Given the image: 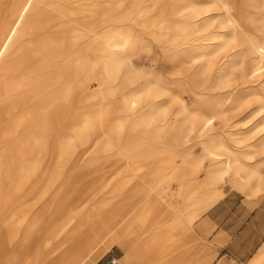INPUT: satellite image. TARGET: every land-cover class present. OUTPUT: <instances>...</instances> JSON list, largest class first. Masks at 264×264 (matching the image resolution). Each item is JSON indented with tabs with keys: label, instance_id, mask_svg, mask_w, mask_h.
Returning a JSON list of instances; mask_svg holds the SVG:
<instances>
[{
	"label": "bare ground",
	"instance_id": "6f19581e",
	"mask_svg": "<svg viewBox=\"0 0 264 264\" xmlns=\"http://www.w3.org/2000/svg\"><path fill=\"white\" fill-rule=\"evenodd\" d=\"M139 27L170 73L137 65ZM261 165L264 0H0V264H97L114 246L121 264H210L176 233L204 240L200 214L228 183L262 191Z\"/></svg>",
	"mask_w": 264,
	"mask_h": 264
},
{
	"label": "crops",
	"instance_id": "0c3cea01",
	"mask_svg": "<svg viewBox=\"0 0 264 264\" xmlns=\"http://www.w3.org/2000/svg\"><path fill=\"white\" fill-rule=\"evenodd\" d=\"M200 220L203 232L211 229L208 237L221 264H246L264 243V203L253 206L228 193Z\"/></svg>",
	"mask_w": 264,
	"mask_h": 264
},
{
	"label": "rangeland",
	"instance_id": "374dc122",
	"mask_svg": "<svg viewBox=\"0 0 264 264\" xmlns=\"http://www.w3.org/2000/svg\"><path fill=\"white\" fill-rule=\"evenodd\" d=\"M231 1L234 4V6H236L237 8L239 7L240 3L242 2V0H231ZM137 16H138L137 12H134L132 14V17L135 18V19L137 18ZM108 27H109V23H100L98 25L97 32L99 34L103 33L105 30L108 29ZM138 29L141 30L142 28L139 27ZM141 31H144V30L142 29ZM143 33H145L147 35V33L145 31ZM147 39H148L151 47L149 46V48L143 49L142 51L139 52L138 55L135 56V61H137L136 62L137 65L143 70H148V69L152 68V69H154L156 71H161V70H163L164 66L169 64L168 66H166L167 68H164V70H163L165 73H167V71L169 69H171V65H170V62L168 61V59H166L165 55H162V53L164 54L163 49H161V46H159L158 43L156 41H154L153 39H151V37H149L148 35H147ZM100 46H101V43H100ZM235 52H236V49H232L229 53L234 54ZM234 56H233L234 59L238 60L240 58V57H238V55H234ZM163 58H164V61H163ZM169 66H170V68H168ZM154 67L157 68L158 70L155 69ZM168 73H170V71H168ZM106 88H107L106 84H101L100 83V85L97 86L98 90L106 89ZM100 95L101 94L98 93L97 106H99V107L101 106V107H103V110H105L106 106L110 102L107 99L100 98L101 97ZM241 116H243V117L247 116L246 110L243 111L242 113H240L237 116V118H239ZM236 119H232L231 121H235ZM96 127L97 128L95 129V131L93 133V136H95V138L98 139L99 144H100L101 147L105 146L107 144V140L106 139H107L108 135L101 134V130H99L100 128L98 126H96ZM109 127H110L109 125L105 126L104 130H106V132L109 131ZM93 140H91L89 145L86 144L87 146H89V147H87V148H89L87 153H85V155H83V156H80V157L76 158V159L79 160L82 157L83 159L81 158V160H82V162L85 161L86 165H88L87 163L90 162L91 160L95 161L96 159L99 158V156H98L99 152H97V153L94 152V149L96 148V146H92L91 147V144H92ZM92 152L94 154H92ZM209 163H210V161L207 159V160H205L204 165L208 166ZM260 172H261L260 174L262 175V177H264V165H261ZM200 174H203V172H201ZM255 185H256V180L252 181V183H251L252 187L255 186ZM85 187H87V186H83L81 188H85ZM94 188H95L94 186L90 187V190H93ZM227 188L229 189V191H228L229 193H231L232 195L238 196V197H240L242 199H245L246 201L251 203V205H253V206H257V205H260L261 203H264V188H263L262 191H260L257 194H254V195H247V193L244 191V189H241L239 187H234L231 183L227 184ZM65 189H67V188H65ZM64 192H66V191H64ZM64 192H63V194H64ZM208 210H205V211H203L200 214V216L198 217V219L196 220L195 225H194L196 231L200 235H202V233H200V232H202L200 230V221H201L200 219L203 217L205 212L208 211ZM182 233H183V230H180L179 234L176 233V235L180 237V240L183 242V244L185 243V241H188V243L185 246L181 247L180 249L176 250V253H178V254L180 253V254H182L184 256H187V258H189L188 256L190 254L194 253L199 247H203L204 248L203 252L209 251L211 247L213 248L212 242L210 240V237H208V235L210 233L205 237L204 240L200 239L201 242H198V243H197L196 240H194V238H191V237L190 238L189 237L185 238V236L181 235ZM190 246H193V247L190 248ZM112 258H118L119 259V263H120V259L126 260V256L124 254V251L122 249H120L118 246H114L97 262V264L107 263ZM216 258H217L216 255H214V257L211 260L210 264H215L216 263ZM188 263L193 264L192 261L188 262ZM154 264H156V263H154Z\"/></svg>",
	"mask_w": 264,
	"mask_h": 264
},
{
	"label": "built area",
	"instance_id": "2783aa9c",
	"mask_svg": "<svg viewBox=\"0 0 264 264\" xmlns=\"http://www.w3.org/2000/svg\"><path fill=\"white\" fill-rule=\"evenodd\" d=\"M108 264H120L118 258H112ZM215 264H221L219 262H216Z\"/></svg>",
	"mask_w": 264,
	"mask_h": 264
}]
</instances>
